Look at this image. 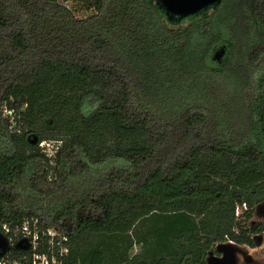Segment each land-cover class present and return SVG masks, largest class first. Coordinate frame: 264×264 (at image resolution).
I'll return each mask as SVG.
<instances>
[{
  "label": "trees",
  "instance_id": "1",
  "mask_svg": "<svg viewBox=\"0 0 264 264\" xmlns=\"http://www.w3.org/2000/svg\"><path fill=\"white\" fill-rule=\"evenodd\" d=\"M68 1L0 0V104L17 112L14 126L0 117V219L38 216L68 233V264H207L219 243L254 245L264 69L242 93L243 113L205 95L214 82L183 75L218 51L223 68L234 49L264 65V0L189 16L206 19L194 50L157 0H75L86 17ZM228 2L241 8L245 40L207 32ZM195 88L206 101L187 100ZM244 113L250 131L232 127ZM43 140L63 142L55 157Z\"/></svg>",
  "mask_w": 264,
  "mask_h": 264
},
{
  "label": "rangeland",
  "instance_id": "2",
  "mask_svg": "<svg viewBox=\"0 0 264 264\" xmlns=\"http://www.w3.org/2000/svg\"><path fill=\"white\" fill-rule=\"evenodd\" d=\"M66 3L70 5L75 10L76 14L80 17H86L93 12L92 10L86 9L78 1L70 0ZM224 7V10L217 13L215 12L214 14L212 13L211 19L213 20V24L207 28V32H209L210 34H217V30H219L220 32L229 33L233 36V38L235 37L238 40H245L250 32L248 30V25H246L245 18H243L241 15V8L239 6H234L231 2H228ZM203 16L204 15L192 18H171V20L174 21L173 24L176 25L175 27L178 31H183L188 28V31L184 35V39L190 41V44L193 45V50L196 46H199L198 44L205 43V40L203 38L200 39L199 43L197 38L194 37L198 35L200 31L206 29L204 27L206 19L203 18ZM234 46L235 45H233V47ZM231 53V58L226 60L225 66L221 69H217V67H213V69H211L209 66V59L207 60V63H209L207 65L202 66L194 63L191 66L190 71H188L190 72V74L183 75V80L191 79L193 81L194 79H198L203 81L209 80L210 83L211 81L214 82L211 84H203V89L206 90L205 95L208 96L210 93L211 100H213L216 96L226 98V100L229 101L228 105L229 108H231L232 112L241 111L240 108L242 106L240 105L239 110L238 107L239 104H243L242 93L244 95L248 93H254L256 91V81L259 77V73L264 69V65L258 64L257 66H253L249 64L246 58H241L236 54V49H234V51ZM190 54H192L193 56L196 54V58L200 56V53L198 51H192L190 52ZM205 95H201L199 89L195 88L190 94H188L189 98L187 100L206 101L204 100L206 98ZM93 104V102L90 103L91 106ZM247 107L249 108V106ZM226 113H228V111H226ZM247 113L243 114L244 117H237V119L232 122V127H236V125L237 127H240L239 124H241L244 129H249L250 131V120L245 121L248 119Z\"/></svg>",
  "mask_w": 264,
  "mask_h": 264
},
{
  "label": "built area",
  "instance_id": "3",
  "mask_svg": "<svg viewBox=\"0 0 264 264\" xmlns=\"http://www.w3.org/2000/svg\"><path fill=\"white\" fill-rule=\"evenodd\" d=\"M0 117L9 118L13 126L17 122V112L7 102L0 104ZM62 144L61 140H43L39 147L53 158ZM242 208H246L245 203ZM242 208L237 209V215ZM70 252L68 233L44 226L38 216L22 222L0 219V264H68Z\"/></svg>",
  "mask_w": 264,
  "mask_h": 264
},
{
  "label": "water",
  "instance_id": "4",
  "mask_svg": "<svg viewBox=\"0 0 264 264\" xmlns=\"http://www.w3.org/2000/svg\"><path fill=\"white\" fill-rule=\"evenodd\" d=\"M221 1L222 0H157L168 15L177 16L179 18H187ZM210 64L214 67L222 66V58L219 51L211 56ZM216 248L217 251L223 255L217 256L213 251H210L207 257V264H236V254L240 249L238 244L224 242L219 243Z\"/></svg>",
  "mask_w": 264,
  "mask_h": 264
},
{
  "label": "flooded vegetation",
  "instance_id": "5",
  "mask_svg": "<svg viewBox=\"0 0 264 264\" xmlns=\"http://www.w3.org/2000/svg\"><path fill=\"white\" fill-rule=\"evenodd\" d=\"M252 227L258 230L257 233L253 234L254 245H239L240 249L236 254V264H264V204L256 208ZM212 251L217 256L223 255L217 251L216 247Z\"/></svg>",
  "mask_w": 264,
  "mask_h": 264
},
{
  "label": "clouds",
  "instance_id": "6",
  "mask_svg": "<svg viewBox=\"0 0 264 264\" xmlns=\"http://www.w3.org/2000/svg\"><path fill=\"white\" fill-rule=\"evenodd\" d=\"M95 108H92V109H82V113L85 115V116H88V115H91V112L94 111Z\"/></svg>",
  "mask_w": 264,
  "mask_h": 264
}]
</instances>
